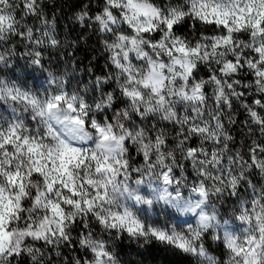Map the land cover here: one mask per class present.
I'll use <instances>...</instances> for the list:
<instances>
[{"label": "snow or ice", "instance_id": "6c2138e0", "mask_svg": "<svg viewBox=\"0 0 264 264\" xmlns=\"http://www.w3.org/2000/svg\"><path fill=\"white\" fill-rule=\"evenodd\" d=\"M76 19L99 36V75L0 79V264H121L122 240L264 264V0H89ZM54 23L44 0H0V66L47 71Z\"/></svg>", "mask_w": 264, "mask_h": 264}, {"label": "trees", "instance_id": "16d2710c", "mask_svg": "<svg viewBox=\"0 0 264 264\" xmlns=\"http://www.w3.org/2000/svg\"><path fill=\"white\" fill-rule=\"evenodd\" d=\"M88 2L89 0H44L45 14L50 19H54V34L60 40V45L56 48L43 49L47 71L34 70L33 66L28 64L25 59L12 57L13 63L10 67L0 66L3 69L0 72V79L15 81V83L25 89L40 91L44 88L43 79L48 72H52L56 76L67 73V78L71 80L73 87H75L78 80L87 81V68L89 66L94 65L93 73L99 75V70L103 68L106 62V54L102 52L99 36L92 28L86 24L82 25L76 19V14L81 10L83 4ZM99 7L100 0H91L92 13L97 11ZM28 23L38 26L39 22L35 18H29ZM73 42L75 43L74 47H72ZM9 43L14 44L18 52L24 51L22 40L13 38ZM69 52L74 53L75 67L71 63L72 57L68 55ZM89 61H91V65H89ZM73 74L76 76L74 80L71 79ZM201 74L203 75V73ZM243 119H245V114L241 110L238 115V121ZM233 135L238 141H245L247 139V130L234 131ZM136 159L139 160L138 157ZM224 208L228 209L226 213ZM224 208H221L222 222L225 219L231 221V205H225ZM96 231L99 232V229H96ZM209 240V250L214 252L217 257L223 256V259H227L226 255H223L225 250L220 246L219 242L211 241V238ZM145 248H149L150 251L145 252ZM217 249L220 250L217 251ZM116 251L121 264H137L138 261L140 264H196V258L158 242H153L152 245H145L144 248H141L139 244L122 240L117 242ZM140 252H143L144 255H140ZM75 255L76 253L71 251L64 252L63 256L67 257V259L63 260V264H70L72 257ZM57 264H61V262L58 260Z\"/></svg>", "mask_w": 264, "mask_h": 264}, {"label": "rangeland", "instance_id": "374dc122", "mask_svg": "<svg viewBox=\"0 0 264 264\" xmlns=\"http://www.w3.org/2000/svg\"><path fill=\"white\" fill-rule=\"evenodd\" d=\"M46 80H47V75H46V77L43 79V86H44V87L46 86ZM16 84H17V83H16ZM19 86H20V85H19ZM20 87H21V86H20ZM40 91H43V89L40 90ZM30 126H31V124H30ZM159 208H160V206L157 205V206H156V209H154L153 211H151V212L149 213V215L152 216L154 219H158V220H160V221H163V220L165 219V217H164L163 214H161L159 217L156 216V211L159 210ZM182 218H183V219H186L187 217H182ZM225 220H226V219H225ZM172 223H175V221H172ZM236 223H238V222H236ZM228 226H230V228H234V227H235V225L232 224V223H230ZM237 230H238V229H237ZM210 252H212V251L210 250ZM212 254L216 255L214 252H212ZM216 256H217V255H216Z\"/></svg>", "mask_w": 264, "mask_h": 264}, {"label": "bare ground", "instance_id": "6f19581e", "mask_svg": "<svg viewBox=\"0 0 264 264\" xmlns=\"http://www.w3.org/2000/svg\"><path fill=\"white\" fill-rule=\"evenodd\" d=\"M226 227H229L230 228V226H228V225Z\"/></svg>", "mask_w": 264, "mask_h": 264}]
</instances>
